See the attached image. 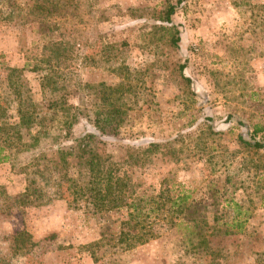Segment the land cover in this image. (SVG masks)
Wrapping results in <instances>:
<instances>
[{
  "label": "rangeland",
  "instance_id": "374dc122",
  "mask_svg": "<svg viewBox=\"0 0 264 264\" xmlns=\"http://www.w3.org/2000/svg\"><path fill=\"white\" fill-rule=\"evenodd\" d=\"M164 6L165 0H79L70 58L58 66L46 64L38 43L33 53L39 69L24 70V82L32 99L40 101L49 95L41 86L43 76L60 74L65 83L82 86L88 107V84L120 86L115 97L127 115L118 133L107 138L106 148L113 156L133 148L136 158H143L129 167L140 190L156 191L163 176L190 188L210 177L225 191L226 214L220 222L240 226L210 240L209 250L183 253L170 235H162L115 255L116 263L105 256L94 264H255L254 251L260 264L264 148L243 146L237 135L258 127L256 138L264 140V0H178L171 16L179 37L176 47L158 27L164 24ZM35 29L26 33L27 46L31 39L40 41L39 23ZM23 52L13 32L0 29V105L6 122L16 121V105L2 68L21 67ZM76 95L68 102L78 105ZM80 123L72 126V135L81 131ZM149 141L159 149L142 152ZM18 154V164L28 159V151ZM23 187V174L0 163L3 195L13 196ZM4 200L0 196V209ZM11 206L8 213L0 211V259H8L0 264L22 263L9 248L10 236L19 230L36 242L33 249L42 264H93L82 245L96 239L98 229L82 208L53 194L44 204ZM235 209L241 214L230 220Z\"/></svg>",
  "mask_w": 264,
  "mask_h": 264
},
{
  "label": "trees",
  "instance_id": "16d2710c",
  "mask_svg": "<svg viewBox=\"0 0 264 264\" xmlns=\"http://www.w3.org/2000/svg\"><path fill=\"white\" fill-rule=\"evenodd\" d=\"M176 3L178 0H165L160 18L164 24L158 26L173 47L179 39L171 21ZM79 15V0H0V29L13 32L18 50L24 51L21 67L2 68L7 86L15 94L16 121L6 122L5 108L0 105V163L8 162L11 168H17L24 176V187L13 196L3 195L0 190L6 200L0 211L10 212L11 205L44 204L51 194L72 207L82 208L98 229V237L82 245L93 264L105 256L111 258L109 263H116L115 255L162 235H170L183 253L192 254L209 250L213 238L229 236L234 233L233 228L240 230L238 224L220 222L226 214L222 206L226 199L223 184L217 185L205 177L197 188H190L172 176H163L157 190L147 192L140 190L129 172V167L143 158H136L133 148L121 156L107 151V138L118 133L127 115L120 106L121 100L115 97L116 92L120 94V86L88 84L92 88L88 107L82 86L65 83L60 74L46 73L41 86L49 95L43 94L40 101L32 99L22 72L39 69L34 49L39 43L44 63L63 64L70 58L68 50L76 37ZM36 23L40 41L31 39L27 46L26 33H36ZM12 78L18 81L13 82ZM75 93L78 105L68 102ZM76 123L82 129L72 135ZM259 130L253 127L247 136L237 135V140L243 146L264 148V140L256 138ZM66 141L70 144L63 147ZM159 147L149 141L142 152ZM26 151L28 159L18 164V153ZM233 211L230 220L241 214L238 209ZM35 244L26 230L16 231L9 238L10 256L21 258V264H42L33 249ZM253 253L258 264L259 252Z\"/></svg>",
  "mask_w": 264,
  "mask_h": 264
}]
</instances>
